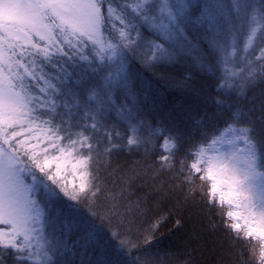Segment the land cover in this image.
I'll return each instance as SVG.
<instances>
[{"label": "snow or ice", "instance_id": "snow-or-ice-1", "mask_svg": "<svg viewBox=\"0 0 264 264\" xmlns=\"http://www.w3.org/2000/svg\"><path fill=\"white\" fill-rule=\"evenodd\" d=\"M245 27L247 50L258 31L264 40V0L259 6L248 0H0V225L7 229L0 228V251L13 252L22 264H56L58 244L46 229L48 209L60 201L70 213H80L82 203L94 204L104 194L112 214L133 217L129 224L145 214L143 200L130 199L133 176L126 188L111 191L91 170L92 137L85 133L104 128L109 154L122 147L138 150L162 138L161 170L172 169L183 150L192 158L190 165L180 161L179 174L188 169L183 183H193L197 175L208 181L209 208H218L231 239L250 245L252 264H264V101L259 106L242 103L251 104L255 97L250 99L248 92L264 85V63L257 66L242 57L243 66L234 67ZM137 48L145 49L142 67L158 70L161 79H171V70L188 61L199 73L213 75L218 91L206 103L215 111L190 129L175 119L153 127L139 108L117 107V90L135 98ZM56 57L65 59L67 67L53 63ZM258 59H264V50ZM45 66L56 74L45 73ZM194 79L189 70L174 84L199 95ZM113 111L126 123L124 145L112 143L113 132L103 123ZM77 112L84 123H73ZM69 163L80 181L71 188ZM95 216L89 207L80 223L106 257L100 264H140V256L129 257L147 254L167 220L160 217L106 238Z\"/></svg>", "mask_w": 264, "mask_h": 264}, {"label": "rangeland", "instance_id": "rangeland-1", "mask_svg": "<svg viewBox=\"0 0 264 264\" xmlns=\"http://www.w3.org/2000/svg\"><path fill=\"white\" fill-rule=\"evenodd\" d=\"M191 2L200 3L202 0H191ZM248 2L256 6L260 4V0H248ZM249 13L251 14V9ZM143 34L147 38H152L147 31H144ZM247 34L248 30L245 27L243 36L238 40L237 53L233 60L235 68L243 66L241 63L242 57L252 60L257 66L264 63V59H258L261 56V51L264 50V40L260 38V32L258 31L256 38L247 46V50H245ZM85 54L87 55L88 53L86 52ZM144 54V48L136 49V63L134 67L138 70V80L133 87L135 98L126 96L123 90H117L114 103L117 107L124 105L126 107L135 106L139 108L141 118L149 121L153 127L160 122H171L175 119L176 121H183L182 126L190 129L193 128L194 122L204 116L203 113H200L201 107L209 104L206 103V100L210 98L211 88L215 87L218 81L211 74L203 75L199 73L191 66V61H188L186 66H178L174 70H171V79H161L158 70L142 67L141 58ZM53 61V63H57L56 61H65V59L56 57ZM37 63L39 64L40 61L38 60ZM68 69L71 70L69 73L73 72L72 67H68ZM43 70L48 75H55L51 67L45 66ZM189 70L192 71L195 77L193 83L199 91V95L181 92L175 87L174 81ZM76 78L75 76L73 77V79ZM91 83H95V81H91ZM262 90H264V85H259L251 89L248 92V97L250 99L252 97L255 98L251 99V104H248L247 101H242V103L248 106H259L264 101V94H261ZM33 91L39 94L35 86H33ZM105 106L107 107V105ZM80 115L81 113L77 112L76 120L73 123L79 121ZM57 122L59 121L57 120ZM79 122L84 123L83 121ZM87 123H91V121H87ZM103 123L108 131L113 132V144H126L128 135L126 132V123L120 121L115 111ZM257 127L259 128L260 125L258 124ZM80 130L78 128L74 129V131ZM117 131L121 133L122 138L115 136L114 133ZM85 135H91L92 137L93 162L91 170L93 174H98L100 181L108 190L116 191L126 188L128 177H134L132 187L129 190L130 199L131 201H136L137 198L144 199L141 208L145 214H148L137 215L135 222L131 226H136L138 221L141 218L143 219V217L146 218V220L144 219L145 224L152 223L155 219L163 217L172 201L189 188L188 183H183L186 173L184 171L183 174H179L180 168L176 167L175 158V166L172 169L161 170L159 158L166 154L159 147L163 142L162 138L154 144L149 143L143 145L138 150L129 151L127 148L122 147L120 150H114L109 154L105 152V149L110 145L108 138L104 135V128H100L95 133L89 130ZM52 154L54 155L55 153ZM84 154L87 155V152ZM74 162L73 160L72 163ZM67 167L66 179L71 188L73 184L78 185L80 181L78 174L75 176L72 174L71 163ZM133 170L135 171L133 172ZM149 179L153 181V186L156 189L153 190L154 192L150 191L146 195L147 197H143L142 189ZM89 207H91L92 212L96 213L94 217L95 223L102 226L106 238L110 232L119 231L125 234L126 232L123 231V228H126V223L133 219L132 216L125 218L123 215L120 216V214H112L110 211L111 201L106 199L104 194L98 196L94 204L82 203L80 205V213H70L64 201L58 202L54 207L48 209L49 224L46 229L47 233L54 237L58 244L57 252L54 256L56 264H100L101 261L106 259L104 255H101L98 248L85 242L89 239L80 221L82 215H87V209ZM120 212H123V208L120 209ZM0 228L7 230L4 225H0ZM79 235V240L75 245H72L70 239ZM0 264H22V261L18 260L16 255L11 251H0ZM151 264L166 263L152 262Z\"/></svg>", "mask_w": 264, "mask_h": 264}, {"label": "trees", "instance_id": "trees-1", "mask_svg": "<svg viewBox=\"0 0 264 264\" xmlns=\"http://www.w3.org/2000/svg\"><path fill=\"white\" fill-rule=\"evenodd\" d=\"M56 62L67 67L65 61ZM70 71L68 69V72ZM75 72L81 73V68L76 67ZM217 91L216 86L211 88L210 98L216 96ZM81 95H84L83 90ZM57 99L59 101L62 98L58 97ZM201 108L200 113L203 114L215 111V106L211 103L205 104ZM182 159L185 160L186 165H190L192 162V158L186 157L182 150L175 157L177 168H180ZM184 171L187 174V166H185ZM149 180L142 189L143 197L156 189L153 186V181ZM208 186L209 182L201 181L199 175L193 177V183L189 184V188L172 201L164 214L163 217H167V220L160 225L155 233L156 242L147 254L133 253L129 259L140 256V264H151L152 262H164L166 264H252L250 245L245 244L242 240L231 239L229 233L225 231L223 218L218 214V208L215 206L209 208L207 203ZM225 209H227L226 205ZM177 220L181 222L179 226L176 225ZM213 225H215L214 230ZM79 238L80 235L72 237L70 243L75 245Z\"/></svg>", "mask_w": 264, "mask_h": 264}, {"label": "bare ground", "instance_id": "bare-ground-1", "mask_svg": "<svg viewBox=\"0 0 264 264\" xmlns=\"http://www.w3.org/2000/svg\"><path fill=\"white\" fill-rule=\"evenodd\" d=\"M148 213H146L145 215H147ZM121 216V215H120ZM144 219L146 220V218L145 217H143V219L141 218L139 221H138V224L136 225V226H131V224H129L128 222L126 223V228H123V231L124 232H127L128 230H129V228H131L133 231H135L140 225H142V224H145V222H144ZM126 229V230H125ZM86 243H90V244H92L89 240H87V241H85ZM93 245V244H92Z\"/></svg>", "mask_w": 264, "mask_h": 264}]
</instances>
